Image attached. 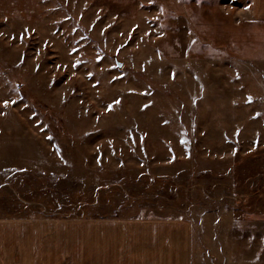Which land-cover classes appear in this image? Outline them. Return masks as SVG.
Listing matches in <instances>:
<instances>
[{"label":"rangeland","instance_id":"1","mask_svg":"<svg viewBox=\"0 0 264 264\" xmlns=\"http://www.w3.org/2000/svg\"><path fill=\"white\" fill-rule=\"evenodd\" d=\"M101 219L264 264V0H0V235Z\"/></svg>","mask_w":264,"mask_h":264},{"label":"crops","instance_id":"2","mask_svg":"<svg viewBox=\"0 0 264 264\" xmlns=\"http://www.w3.org/2000/svg\"><path fill=\"white\" fill-rule=\"evenodd\" d=\"M41 239L6 231L0 235V264H58L57 237H48L54 249L49 262ZM67 239L73 264H188L187 226L180 222L101 219L84 222L82 234Z\"/></svg>","mask_w":264,"mask_h":264},{"label":"snow or ice","instance_id":"3","mask_svg":"<svg viewBox=\"0 0 264 264\" xmlns=\"http://www.w3.org/2000/svg\"><path fill=\"white\" fill-rule=\"evenodd\" d=\"M151 2H152V0H149V3H151ZM161 35H163V33H161ZM248 99H249V101H250L252 98L249 97ZM117 102H118V101H117ZM8 103H9V101H7V100L4 101V104H5V105H7ZM108 107H109V109H110V108H111V105H109Z\"/></svg>","mask_w":264,"mask_h":264}]
</instances>
